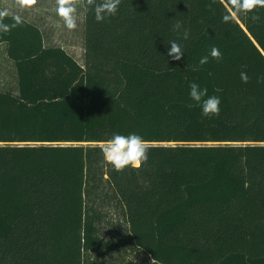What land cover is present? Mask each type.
I'll use <instances>...</instances> for the list:
<instances>
[{
    "label": "trees",
    "instance_id": "obj_1",
    "mask_svg": "<svg viewBox=\"0 0 264 264\" xmlns=\"http://www.w3.org/2000/svg\"><path fill=\"white\" fill-rule=\"evenodd\" d=\"M84 1L83 64L0 7L18 78L0 89V264H88L123 240L154 264H264V6L121 0L97 22ZM213 46L223 59L199 66ZM193 81L219 116L189 99ZM116 133L176 143H146V162L117 171L100 145ZM107 184L129 233L104 239L93 194Z\"/></svg>",
    "mask_w": 264,
    "mask_h": 264
},
{
    "label": "rangeland",
    "instance_id": "obj_2",
    "mask_svg": "<svg viewBox=\"0 0 264 264\" xmlns=\"http://www.w3.org/2000/svg\"><path fill=\"white\" fill-rule=\"evenodd\" d=\"M73 13L76 27H67L64 18L59 13L61 7L58 0H0V7L7 13L17 14L37 23L43 33L46 45L62 46L67 52L72 54L79 63H84V33H85V1L72 0ZM13 61V60H12ZM7 53L6 47L0 49V89L18 91L17 68ZM108 142H100L106 146ZM165 143L170 142H145ZM86 145L96 144V142H85ZM114 189L110 186L99 187L95 197L94 206L98 207L102 214L101 234L104 239L114 236L115 231L122 234L129 233V223L122 210V204L111 195ZM120 248L110 249L106 254L98 255L86 253L88 264H151L149 256L140 248H137L127 240L120 242ZM86 264V263H85ZM154 264V262H153Z\"/></svg>",
    "mask_w": 264,
    "mask_h": 264
},
{
    "label": "clouds",
    "instance_id": "obj_3",
    "mask_svg": "<svg viewBox=\"0 0 264 264\" xmlns=\"http://www.w3.org/2000/svg\"><path fill=\"white\" fill-rule=\"evenodd\" d=\"M121 0H100L99 3L96 0H87L89 6H94L95 19L97 22H103L107 17L114 16L118 11V6ZM60 4L59 13L64 18L68 28L73 29L76 27L75 17L73 15L75 9L71 6L72 0H58ZM234 3L240 4L242 9L247 12L251 11L257 5L264 6V0H234ZM257 19V17H252ZM225 21L228 17H224ZM183 28L182 21H176L173 25V31L180 33ZM6 25L0 24V31H7ZM189 38V31L183 30L182 39ZM167 56L171 61H181L184 57V51L182 46L176 41H171L167 48ZM209 56L215 59L217 62L223 59L221 51L213 46L209 55H205L200 58L198 64L203 66L209 62ZM246 67V66H245ZM240 77L242 82L247 83L249 77L246 72L241 71ZM258 82H264V77H261ZM189 99L194 105L201 108V115L203 117H212L220 115L221 99L216 95H209L206 87L202 88L195 81L189 84L188 91ZM190 107L193 105H189ZM104 158L108 163H111L117 171L124 170L125 167L131 165L138 168L142 163L148 159V149L145 147L143 138L135 133H130L128 136H123L118 133L113 134L112 138L108 141L104 150ZM153 264V260H151Z\"/></svg>",
    "mask_w": 264,
    "mask_h": 264
},
{
    "label": "crops",
    "instance_id": "obj_4",
    "mask_svg": "<svg viewBox=\"0 0 264 264\" xmlns=\"http://www.w3.org/2000/svg\"><path fill=\"white\" fill-rule=\"evenodd\" d=\"M4 47H6V43L5 42H1L0 41V49H2V48H4ZM6 53H7V51H6ZM9 57V56H8ZM9 59L12 61V59L9 57ZM13 62V61H12Z\"/></svg>",
    "mask_w": 264,
    "mask_h": 264
},
{
    "label": "water",
    "instance_id": "obj_5",
    "mask_svg": "<svg viewBox=\"0 0 264 264\" xmlns=\"http://www.w3.org/2000/svg\"><path fill=\"white\" fill-rule=\"evenodd\" d=\"M88 142V141H87ZM90 143H92V141H89ZM83 143H85V142H83Z\"/></svg>",
    "mask_w": 264,
    "mask_h": 264
},
{
    "label": "snow or ice",
    "instance_id": "obj_6",
    "mask_svg": "<svg viewBox=\"0 0 264 264\" xmlns=\"http://www.w3.org/2000/svg\"><path fill=\"white\" fill-rule=\"evenodd\" d=\"M29 2H31V0H29Z\"/></svg>",
    "mask_w": 264,
    "mask_h": 264
}]
</instances>
